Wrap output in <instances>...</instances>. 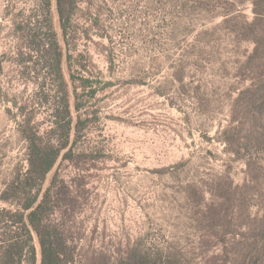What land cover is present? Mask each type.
Masks as SVG:
<instances>
[{
  "label": "rangeland",
  "instance_id": "374dc122",
  "mask_svg": "<svg viewBox=\"0 0 264 264\" xmlns=\"http://www.w3.org/2000/svg\"><path fill=\"white\" fill-rule=\"evenodd\" d=\"M73 5L64 42L52 0L58 66L50 34L47 48L35 52L29 46L43 42L17 30L40 14L38 0H0V240L9 236L3 194L27 168L24 122L48 141L66 95L74 121L90 122L71 136L74 162L59 160L45 188L58 174L72 189L77 203L67 230L90 264L137 248L169 264H234L247 245L236 230L261 218L264 205V177L239 191L246 163L223 139L238 126L234 117L248 114L253 97L237 102L240 93L264 82V25L248 29L257 18L253 3ZM83 79L96 88L94 98L80 88Z\"/></svg>",
  "mask_w": 264,
  "mask_h": 264
},
{
  "label": "trees",
  "instance_id": "16d2710c",
  "mask_svg": "<svg viewBox=\"0 0 264 264\" xmlns=\"http://www.w3.org/2000/svg\"><path fill=\"white\" fill-rule=\"evenodd\" d=\"M236 3L251 1L254 6L256 19L248 25L258 27L264 25V0H234ZM41 5L40 14L33 18L28 25H18V33L32 42L30 49L43 52L47 48V40L55 42L60 65L63 50L59 47L56 34L51 25L52 0H38ZM57 13L64 42L70 34L73 16V0H56ZM31 27H35L31 29ZM246 38V37H245ZM47 44V45H46ZM59 68V67H58ZM80 88L83 93L88 92L89 98L97 94L96 88L91 86L90 79H83ZM252 89L240 93L237 102L246 95H252V102L246 100L249 106L248 114L243 121L236 119L238 126L224 133V141L237 159L246 163L247 182L238 190L243 192L250 188V184L258 187L264 177V82ZM253 93V94H250ZM80 105L75 110L80 111ZM89 119L79 118L74 121L70 102L65 95L55 106L53 127L49 131L50 138L45 142L38 128L26 119L23 125V137L28 143L27 168L19 173L2 197V201L9 206L2 212L3 221L9 232L7 239H1L0 264H90L91 258L87 251L74 243L67 230L70 220L75 215L77 203L70 186L56 174L50 185L45 188L47 177L55 169L59 160L74 162L75 155L71 145V136L82 134ZM264 204V201H262ZM263 214L259 219L248 223L245 231L236 230L235 234L245 240L234 259V264H264V205ZM60 216V220L56 219ZM38 242L39 250L35 246ZM40 256V259H39ZM95 260V259H94ZM104 264H169L159 259H152L143 254L139 248L127 253V256H104Z\"/></svg>",
  "mask_w": 264,
  "mask_h": 264
}]
</instances>
